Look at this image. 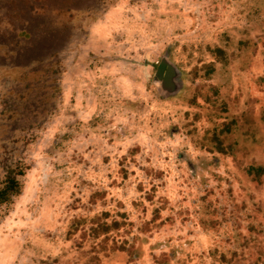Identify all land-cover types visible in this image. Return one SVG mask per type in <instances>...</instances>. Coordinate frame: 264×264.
Wrapping results in <instances>:
<instances>
[{
	"label": "rangeland",
	"instance_id": "rangeland-1",
	"mask_svg": "<svg viewBox=\"0 0 264 264\" xmlns=\"http://www.w3.org/2000/svg\"><path fill=\"white\" fill-rule=\"evenodd\" d=\"M1 119L0 264H264V0H0Z\"/></svg>",
	"mask_w": 264,
	"mask_h": 264
},
{
	"label": "trees",
	"instance_id": "trees-1",
	"mask_svg": "<svg viewBox=\"0 0 264 264\" xmlns=\"http://www.w3.org/2000/svg\"><path fill=\"white\" fill-rule=\"evenodd\" d=\"M52 33L55 34V30L51 31ZM21 36L25 38V33H22ZM31 37V36H30ZM20 41H15L14 43L16 45H20ZM220 49L218 50V54H223ZM55 53H52L51 56H42V58L39 57V54H32L28 52L27 55L24 56L23 60L21 62H18V65L11 66L12 69L14 70H19L20 67H25L24 68V73L30 74L31 76H38L40 74V67L39 70L36 69V66L34 64H40L42 65V68L44 67V72L48 71V68L54 67L56 64L54 61L55 58ZM47 62V63H44ZM45 64V65H44ZM54 69V68H53ZM21 71V70H19ZM55 71V70H54ZM50 73V72H49ZM49 75L46 73L44 78H47ZM54 76V74L50 73L49 77ZM51 79V78H50ZM39 84L36 83L33 86L32 85H27V90L32 91V98L29 100L32 101H37V99L41 98V94L38 91ZM25 88V89H26ZM35 94V96H33ZM54 94V93H53ZM9 102V101H8ZM7 102V103H8ZM14 113L18 114V112L22 109V107H17L16 103H13L12 106ZM18 111V112H17ZM16 121L15 124L20 123L21 121L14 120ZM6 124L4 120H0V123ZM2 126V125H1ZM34 135L30 136H24L23 144H24V149L21 151H18L17 149L12 148L11 151H8L7 154H5L4 161L0 162V208L2 207H9L10 205L13 204L14 200L19 197V195L22 192V182L21 178L25 177L27 172L30 170L28 163L25 160L26 154L24 153L25 148L27 147V143L32 140ZM5 142H9L10 140L6 138V140H3ZM259 171L262 173L264 170L259 169Z\"/></svg>",
	"mask_w": 264,
	"mask_h": 264
},
{
	"label": "water",
	"instance_id": "water-1",
	"mask_svg": "<svg viewBox=\"0 0 264 264\" xmlns=\"http://www.w3.org/2000/svg\"><path fill=\"white\" fill-rule=\"evenodd\" d=\"M156 77L159 78L162 89L167 92L172 93L178 89L173 81L179 78V72L165 58L157 68Z\"/></svg>",
	"mask_w": 264,
	"mask_h": 264
},
{
	"label": "clouds",
	"instance_id": "clouds-1",
	"mask_svg": "<svg viewBox=\"0 0 264 264\" xmlns=\"http://www.w3.org/2000/svg\"><path fill=\"white\" fill-rule=\"evenodd\" d=\"M11 67V66H10ZM12 68V67H11Z\"/></svg>",
	"mask_w": 264,
	"mask_h": 264
}]
</instances>
